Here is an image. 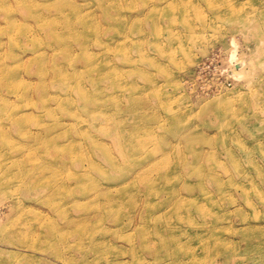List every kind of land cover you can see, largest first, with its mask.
Wrapping results in <instances>:
<instances>
[{"label":"rangeland","instance_id":"obj_1","mask_svg":"<svg viewBox=\"0 0 264 264\" xmlns=\"http://www.w3.org/2000/svg\"><path fill=\"white\" fill-rule=\"evenodd\" d=\"M59 1L77 3L81 13L93 20L88 21L91 22L88 26L80 17H73L72 23L81 32L78 36L67 28H58L67 31L69 39L57 48L45 44L52 37L45 25L49 23L26 19L19 12L13 15V33L2 30L11 22L6 21L0 4L3 74H12V69L22 63L17 73L16 83L20 86L17 93H9L0 84V92L11 97L10 109L15 107L17 112L15 119H1L0 112V178L11 177L20 166L28 164L29 176L35 175L34 181L41 185L22 196L26 202H16L19 190L0 182V264H76L68 256L80 253L76 250L78 232L67 223H59L51 209L59 200L67 202V207H82L91 200L97 204L98 199L88 194L92 193L89 188L93 180L87 175L80 178L79 174L87 167L90 170L93 158L106 164L104 153L120 155L121 147L129 149L136 143H142V156L153 153L163 163L176 162L174 183L194 213L189 217L178 218L175 213L168 217L173 205L168 204L169 193L151 198L146 195L145 184L137 189L141 190V199L132 202L125 197L119 209L125 214H135L144 207L146 212L145 206L150 202L153 212L148 218L150 224L167 220L164 229L175 232L173 243L179 242V256L172 259L165 255L163 263L154 261L146 245L140 246V239L117 241L110 232L106 233L110 241L92 242L88 237L80 250L102 246L104 256L108 257L106 264H264V203L254 193L251 197L255 203H250L241 186L253 184L246 173L251 172L254 163L264 170V0ZM59 1L40 0L50 6ZM53 15L46 20L53 19L56 14ZM98 29L100 40L86 54L80 50L78 39L88 32L93 35ZM33 34L38 44L29 42L28 35L30 38ZM67 44L83 52V56L73 54L74 68L68 64L67 67L77 69L81 78L104 77L105 93L113 92L96 119L86 114L85 119H73L53 111L50 114L61 119H50L51 116L42 115L45 114L42 107L19 101L26 89L41 88L39 66L52 63L54 55L57 60H65ZM91 52L93 57L89 58ZM87 59L97 64L96 69H86ZM50 73H53L51 66ZM48 86L49 96H56L59 87ZM87 87L93 92L90 85ZM57 99L51 102L54 108ZM226 105L230 109L221 119L215 112ZM179 116L182 118L174 122ZM237 118L248 120L253 129L240 127ZM83 131L92 134L94 145ZM71 140L77 150L72 151V143L68 151L59 150V145ZM201 165L207 171L214 169L226 183L231 176L236 179L235 185H228L223 198L214 193V182H208L206 190L213 191L216 202L208 204L203 193L206 190L200 189L196 169ZM139 166L138 161L131 162L128 169L134 170V174ZM237 168L243 173L238 175ZM108 169L115 170L113 166ZM163 172L155 177H164ZM255 182L264 188V181L256 178ZM185 183L193 188L198 185V189L186 190ZM122 186H112L113 194L119 193ZM57 188L61 191L56 192ZM40 191L43 194H37ZM102 200L105 206L110 203ZM198 206H203L201 211H195ZM221 213L222 222L215 226L219 218L215 216ZM71 215L79 220L76 216H80V211L73 209ZM52 217L58 219L57 227L67 225L65 232L70 235L67 245L56 236L50 246L44 243L38 229ZM31 224L38 227L30 228L35 234L30 233L28 242L24 232ZM128 229L135 231L131 226ZM215 242L226 246L225 255L208 248ZM131 248L137 252L132 253ZM55 249L64 254H54ZM140 249L145 250L144 255ZM117 250L126 252L119 258Z\"/></svg>","mask_w":264,"mask_h":264},{"label":"bare ground","instance_id":"obj_2","mask_svg":"<svg viewBox=\"0 0 264 264\" xmlns=\"http://www.w3.org/2000/svg\"><path fill=\"white\" fill-rule=\"evenodd\" d=\"M59 2L61 3L54 2L55 5L50 6V3L40 2V0H15L13 1V3L9 2L8 0H0L1 9L6 15V21L11 22L8 24L6 30H2L11 34L13 33L14 28L11 27V24H14L15 21L13 15L15 14V12H19V15L24 16L26 19L28 17L33 18V20L38 23L42 21L44 22V24L49 23L50 26L48 24L45 25L49 28L48 33L49 31H51L50 35L52 37L51 39L49 37L47 39V43L45 44L47 45V47L51 48L60 47L69 39L68 34H66L67 31H70L69 33H72L75 36H78V34L81 33L78 31V28L74 26L75 23H72L74 22L72 20L73 17H80L88 26L91 24V22L88 21H92L93 18L90 15L88 17L86 14L81 13L82 8L77 3L66 1ZM52 7H54V11L52 10ZM51 14H56V16L53 15L54 17L50 21L46 20L47 17ZM58 28H67V31H61L58 30ZM100 37L101 34L99 29L93 35L89 34L88 32L85 37H81L80 39H78V42L81 45L80 50L82 49L84 50V52H86V54H89V47H91L92 44L98 41V39L100 40ZM28 40L29 42L32 41V43L38 44L36 42L35 34H33L30 38L28 35ZM64 50L65 60H57L56 55H54L51 59L52 63L48 62L49 64L45 63V65L39 66L38 72L40 71L41 73V88L26 89L20 94L19 101H30L33 102L32 104L34 105V107H42L45 112V114L42 115H49L51 116L50 119H61V117L59 116L51 115L50 113L52 111L53 113L62 112L65 117H71L73 119H85V114L88 115L91 119H96L100 117V113L103 112L104 107L108 103L107 100L113 92L107 94L105 93L102 80V78L104 77L100 79L98 77V79H96L94 75H92L90 78H81L79 77L80 75L78 74L77 69L68 68L67 64L74 68L75 56L73 54L83 56V52L77 51V48H70V45L68 44L64 47ZM25 51L26 50H24V52ZM14 57H16V55H14ZM91 57H93L92 52L90 53L89 58ZM20 66H22V63L18 64L16 68L12 69V74H3L4 66L0 65V84L1 87L5 88L6 90L8 89L9 93L18 92V87L20 86L16 82L18 81L17 73H19L18 70L20 69ZM50 66L53 73L49 74ZM86 67L87 70H93L96 69L97 64H94L87 59ZM49 75L50 79L48 80ZM48 84L50 86H54L55 88L59 87L55 90L57 92L56 96H49L50 88ZM89 85L93 88V92H89V90L86 89ZM47 96H49L48 99L46 98ZM58 96L60 99H57ZM10 99V96L6 95L2 91L0 92L1 119H15V115L17 114V112H15V107H13L12 110L10 109ZM56 99L57 106L54 108L53 103L51 102ZM112 99H114V97H112L110 100ZM91 105H94V107L91 108ZM228 109H230V105L222 106L218 108L216 112L215 110L209 111H214L217 116L222 119L223 116L226 115ZM181 118L182 117L179 116L178 118L173 119V121L176 122V119ZM240 119L241 118H237L235 120L241 125L240 127L246 130L253 129L248 120ZM55 125L56 121L52 124V126ZM83 133L89 137L88 142L94 145L95 139L91 136L92 134H87L86 131H83ZM10 142L12 141L10 140ZM71 143L72 140L66 145H59V147L57 143H52V145L58 147L59 150L68 151L70 149V145L73 144L74 149L72 151H74L77 148V145L75 143ZM140 145H142V143H136L129 149L121 147L120 155L104 153V158H106L107 160H104L106 164L97 163V160L93 158V166H91L90 170L87 167L85 172H81L79 174L80 178H83L85 175H87L93 180V183L89 188L92 193L88 194L93 196V198L98 199L97 204L92 203L91 200V203L87 202V204L82 207H75V205L67 207L65 206L67 202L63 203L61 200H55L56 205L51 209L55 212L54 217L57 216L59 218V223H67L68 225H71V227L75 228L74 231L78 232L76 235V250L80 251V253L79 255L75 254L76 256H68V259L71 262H74L76 264H106L108 261V257L104 256L106 254L102 246L97 244V246L94 245L88 250H80V248L82 244L86 242L88 237L91 238L90 240L92 242L97 239H99V241H102V243L110 241L111 239H109L108 237L106 239V233L108 232H110L112 236H116V240L118 239L117 241H126V239H140V246L143 247L144 245H146L147 249L150 250L151 254L153 255L154 261H161L160 263H163L165 255L172 257V259H175L177 258V256H179V253L181 252L179 242L173 243V237H176L174 236L175 232H172V230L169 229H164V223L167 224V220L162 222L155 220L153 224H150L148 218L149 215L153 213L150 202H147V206H145V208L147 209L146 212L143 211L144 207H142L135 214L134 212L125 214L122 209H119L120 201L125 197L131 198L132 202H135L139 198L141 199V190L137 191V189L140 188L141 184H145L148 189L146 195L151 196V198H159L162 192L169 193L170 199H168L167 201L168 204L173 205L168 212V217H172L174 213L178 215V218H182L184 216L189 217L193 215L192 213H194L191 207L186 204L185 196L182 194L180 187L174 183V179L177 175L175 169L176 162L170 161L163 163V161L157 160L154 157L153 153L147 156H142V146ZM206 155L207 153L204 156ZM139 157L143 158V160L139 159ZM208 160L209 158L204 162L206 163ZM136 161L140 163V166L136 168V171L133 174L134 170L129 171L128 165L131 162ZM33 164L34 163H32L31 165ZM27 166L28 164L20 166V168H18V171L14 172L11 177L0 178V182L4 186L11 185L13 188H16V190H19V198L16 202H26V199L22 198V196L24 197V195H29V193H31L35 189L40 188L41 186L40 184H38V186L36 184L37 181H34V179H36L35 175L29 176L30 168H27ZM108 166H113L115 170L109 172ZM196 170L198 176L200 177L198 179L200 189L206 190L208 182H211L212 184L214 182L215 189H213V191L217 195H220L221 198L224 197L226 191L229 189L228 185L233 186L236 184V179H233L234 176H231L229 178L231 181L226 183L224 180H222L221 175L218 174L214 169H212L211 171H207L201 165ZM237 170L238 175L243 173L242 169L239 170L237 168ZM162 172L164 177H155L157 173L162 174ZM246 175L253 182V184L241 185L243 186L244 191L247 194V200L250 203H255V200L251 197V194L254 193L255 196L264 203V188L260 183L255 182L256 178L264 181V170L261 169L256 163H254L251 172L249 174L246 173ZM165 180H167V182ZM171 181L173 184L171 183ZM162 182L164 183L162 184ZM119 185H123L120 188L121 191L117 194H113L111 187ZM184 185L186 190L198 189V185H196L195 188H193L190 183H185ZM134 186L136 188L134 189V191H132ZM58 191L61 190L57 188L56 192ZM213 191H203V193L206 195L208 204L213 201L216 202V200H214L215 195ZM132 192L136 195H134ZM37 194L41 195L43 194V192L40 191L37 192ZM68 198L69 197L67 196L66 199ZM50 199H52V197ZM102 199L110 203L105 206L103 205ZM201 207L203 206H198L197 208H195V211H201ZM73 209H78L80 211V216H76L77 218H79V220L75 217H72L71 214ZM104 210L107 211V214H105L106 211ZM104 214L107 216H104ZM155 214L156 213H154V216ZM222 216H224L223 213H221V215L217 214L215 216L219 217L216 218L214 222L216 224L215 226L221 224ZM54 217L51 218L48 224H43L39 227L40 229H38L40 230V234L42 233L43 237L45 238L44 243L50 246L52 237L56 236V239L62 241L64 245H67L69 243L70 236L65 232L67 231L65 229L67 225L65 227H57L56 223L58 219ZM105 219H108V221H106ZM162 223L164 224V226ZM129 226H131V228L133 227V230L135 231H129ZM28 227L29 228H26V231L24 233L27 234L26 236L28 242H30V236L34 233V231L30 228L36 229L38 226L36 224H31V226L29 225ZM77 229L81 230L78 231ZM133 236L136 237L133 238ZM64 247L66 248L67 246ZM208 248H213L215 249V251L220 250L222 255H225L226 253V246L221 245L219 242H215L212 245L209 244ZM130 250L132 253L137 252L135 248H131ZM52 252L54 254L57 253L58 255L64 254L59 249H55ZM116 252L119 255L117 257L121 258L124 256L126 251L117 250ZM140 252L141 254L143 253V255L145 254V250L140 249ZM186 252L190 253V250H187ZM150 264H154V262Z\"/></svg>","mask_w":264,"mask_h":264}]
</instances>
